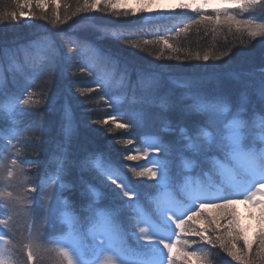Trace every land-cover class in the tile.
Here are the masks:
<instances>
[{
	"label": "snow or ice",
	"instance_id": "obj_1",
	"mask_svg": "<svg viewBox=\"0 0 264 264\" xmlns=\"http://www.w3.org/2000/svg\"><path fill=\"white\" fill-rule=\"evenodd\" d=\"M154 2L157 0H138L141 7H128L127 0H76L75 9L70 10L68 4H61V0H14L12 10H0V22L30 24L38 18L55 28L78 14L94 16L101 13L120 20L145 12L160 16L173 13L172 9L154 11L147 7ZM219 3L221 6L211 8L212 0L177 4L175 7L182 10L180 14L191 12L196 18L177 29L176 36L196 25L198 29L201 26L210 28L214 34L225 30L238 34L241 44L257 37L264 43V0H219ZM34 9L39 10V16ZM241 13L248 18L238 19ZM98 31L101 35L97 40L118 38L117 31L109 30L108 26L98 28ZM170 40L159 36L156 40L124 42L133 49L156 46L159 49L157 59L168 52L166 59L176 61H219L230 57L232 52L228 47L219 55L208 51L203 55L193 54ZM67 44L75 45V51L68 47V52L61 55L49 38L43 49L42 62L29 71L38 74L45 66H50L51 73L72 81L91 78L93 87L77 90L81 94L97 93L115 113L94 123L138 134L148 126L150 110L157 103L163 110L155 130L139 140L138 154L126 157L129 161L144 159L147 166L141 165L139 171L133 168L132 174L153 182L150 186L156 189V195L151 197V208L145 211L138 188L104 151L73 147L75 129L67 103L63 106L62 139L55 141L40 182L37 184L30 179L23 165L34 162L21 157L16 146L21 144L38 152L42 150V137L48 133V128L31 119L30 114L37 106L39 110L52 109L56 98L49 91L41 94L42 100H33L32 81L26 80L21 90L23 99L14 95L0 102V121L7 125L0 128V140L7 141L9 151L16 149L17 152L16 158L11 160V168L0 164V183L11 178L22 189L15 195L12 192L6 194L5 210L9 214L15 210L35 214L36 196L33 193L40 197L39 211L65 227L63 235L56 241L58 264H96L98 260L101 264H212L213 259L219 264V253L212 255L207 249V246L215 249L217 245L237 264H264V67L235 75L243 88L239 108L231 107L230 97L219 85L207 91L203 79L185 78V92L176 95L159 73L149 69L136 70L139 94L133 88L129 98L125 90L124 103L120 104L111 99L110 82L97 71L98 64L115 65L117 61L87 40H69ZM128 72L125 66V74ZM67 91L70 93L71 89ZM253 98L261 106L258 120L245 118L247 104ZM122 108L125 110L121 111ZM171 113L180 114L190 123L181 125L170 121ZM252 115L255 116V109ZM108 132L112 133L113 127H109ZM25 133L31 135L25 136ZM168 133L173 134L172 138L166 135ZM122 143L127 145L132 141ZM177 161L181 171L174 176ZM205 167H208L205 175L214 174L218 178L215 183L177 179L185 169ZM5 170L6 177L3 176ZM25 184L29 187L23 188ZM177 184L181 193L179 198L174 193ZM74 192L80 193L79 205L68 198ZM0 197H5L4 191H0ZM240 202L260 207V229L253 233V239H249L239 225L235 205ZM208 208L216 209V214L207 215L205 210ZM124 220L134 221L135 229L126 228ZM0 225L10 229L11 222L0 220ZM183 236L198 239H185L182 243ZM32 240L33 243L26 246L27 264H34V255L40 251L39 234ZM189 244L195 248L186 250L185 246ZM11 254L8 249L0 248V264H23L19 260H9L7 257Z\"/></svg>",
	"mask_w": 264,
	"mask_h": 264
},
{
	"label": "trees",
	"instance_id": "obj_2",
	"mask_svg": "<svg viewBox=\"0 0 264 264\" xmlns=\"http://www.w3.org/2000/svg\"><path fill=\"white\" fill-rule=\"evenodd\" d=\"M181 2L183 0L179 3ZM61 4H68L70 10H74L76 0H61ZM14 7V0H0V10L4 8L12 10ZM34 10L39 16V10ZM180 13L177 11L173 12L171 17L161 24L157 20L152 19L151 15L145 16L144 13H138L133 19H131L133 17L131 15L127 18H122L125 21L103 16L101 13H96L94 16L78 14L67 21V23L58 25L55 28L48 21L38 18L34 19L30 24L11 21L0 22V102L6 101L9 96L14 95H19L23 99L21 90L26 80L32 81L31 91L35 94L32 97L33 100H42L41 94L49 91L56 98V105L52 109L39 110V106H37L30 114L31 119L42 122L48 128V133L42 137L44 141L42 150L38 152L32 147H25L21 144L16 146L17 149H20L19 155L21 157L26 161L34 162L31 165L26 163L32 171V174L28 175L30 179L37 184L40 182L44 175L45 163L48 161L49 153L55 147V141L62 139L63 106L67 103L70 106V118L75 129L72 136L73 147L83 146L89 150L104 151L105 155L114 161L132 181L133 185L138 188L144 210L148 211L151 208V197L156 195V189L150 186L153 182L137 180L132 174V169L135 168L138 171L144 160L129 161L126 157L134 151L135 154H138L136 148L140 146L139 140L145 134L155 130L160 119V113L163 111L158 107V103L157 106L150 110L148 124L152 125L145 127L138 134H130L124 130L115 129L112 125L104 126L94 123V121L103 120L107 115L112 114V110L100 100V96L97 93L81 94L77 90L78 88L93 87L91 78H77L72 81L61 77L58 73H51L50 66H45L43 71L38 74L30 73L29 70L42 62V57L45 56L43 49L47 46L49 38L55 42L61 55L68 52V47H72L75 51V45H68L67 41L87 40L97 45L104 53L110 54L117 61L115 65L111 64V66L117 67L112 74L106 73L99 66L97 67L98 73L110 82L109 90L111 99L114 102L124 103L125 90L129 98L132 95L133 88L137 90L138 95L140 84L136 70L149 69L159 73L166 82L167 87L173 89L176 95H181L185 92L183 87L185 78L203 79L207 91H212L219 85L220 90L230 97L232 101L231 107L234 109L239 108L238 105L242 103L243 88L235 79V75L242 71H258L259 68L264 67V43L260 42L261 38L257 37L249 43L241 44L238 34H230L226 30L222 33L214 34L210 28L205 29L201 26L198 29L196 25H191L187 32L176 36L177 29L184 28L185 25L190 24L191 19L196 18L195 13ZM61 14L63 15V9H61ZM68 14L71 15V11ZM247 18L248 16L244 13L238 15V19ZM144 20L149 21L145 22ZM104 26H108L109 30L117 31L118 38L97 40V37L101 35L98 28H103ZM159 36L171 38L170 42H173L181 49L191 51L193 54L199 52L203 55L205 51H208L219 55L220 52L226 51L228 47L232 48V52L230 57L222 58L219 61H176L166 59L169 55L168 52H165L163 57L157 59L159 49L156 46L133 49L124 42L125 40L136 42L156 40ZM245 39L247 38L245 37ZM99 65L104 66L105 64ZM125 66L129 69L127 74H125ZM69 88L71 89L70 93L67 91ZM165 91H167V88ZM260 107V104L253 98L252 102L247 104L245 118L258 120L261 115ZM253 109H255V116L252 115ZM124 110L125 108L121 109V111ZM168 119L181 125L190 123L189 120L184 119L177 113L169 114ZM6 126L5 122L0 121V128ZM109 127H113L112 133L108 132ZM24 135L28 136L31 133H25ZM166 135L172 138L173 134L168 133ZM124 140H131L132 143L125 145L122 143ZM6 144V140H0V151ZM132 148H134V151L130 150ZM180 171L179 162L177 161V166L173 168V175L175 176ZM207 171L208 167L185 169L183 170V175L178 176L177 179L183 180L186 178L203 181L206 184L215 183L218 178L214 174L205 175ZM174 193L178 198L181 195L178 184L174 188ZM68 198L76 205L81 202L79 192L72 193ZM210 209L213 208L206 209L205 213L207 214L206 211ZM215 210L213 209V211ZM125 215H130V213ZM44 225L43 227L39 225L36 227V224H34L40 236L39 242L45 249L42 251L47 260H51V263L48 262L46 264H54L57 255L54 254L53 246L48 244V242L54 238H60L65 227L60 221L55 219H51L50 223H44ZM124 225L126 228L130 226L128 228L135 229L134 221L124 220ZM185 239L190 241L198 238L183 236L181 237V242L183 243ZM13 243L15 245V241ZM21 247L26 251L24 244ZM189 247L194 249L195 245L189 244L185 246V248ZM207 249L212 255L219 253V264H237L226 253L220 251L218 245L215 249L207 246ZM40 262H43V260L38 261V263ZM212 264H217V261L213 259Z\"/></svg>",
	"mask_w": 264,
	"mask_h": 264
},
{
	"label": "rangeland",
	"instance_id": "obj_3",
	"mask_svg": "<svg viewBox=\"0 0 264 264\" xmlns=\"http://www.w3.org/2000/svg\"><path fill=\"white\" fill-rule=\"evenodd\" d=\"M182 0H157V2H154L150 5H147V7H150L151 9L158 10V9H172L173 12L177 11L178 13L182 10L177 9L175 6L179 4V2ZM123 2V0H122ZM183 2H192V0H183ZM219 0H212L211 7L220 6ZM127 6L128 7H141L142 3H138V0H127ZM145 16H152V19L157 20L159 24L165 23L171 15L166 16H160L155 14H148L147 12L144 13ZM103 16H108L115 18L112 15L103 14ZM134 17H131L133 19ZM122 21L125 19H121ZM110 69H114V67H110ZM111 74V73H109ZM240 107V105H238ZM152 124H148L147 127H150ZM144 130V129H143ZM142 130V131H143ZM134 148L130 149L131 151ZM17 152L16 149H12L9 151V149L5 146L0 151V164H6L8 168H11V160L16 158ZM132 155L135 154V151L132 153ZM7 157V159H5ZM144 160V159H143ZM143 166H147L145 163H143ZM23 167L27 170L26 174L31 175L32 171L30 167L25 163ZM38 170V169H37ZM140 170V169H139ZM138 170V171H139ZM36 172V170H35ZM3 176H7V171L5 170L3 172ZM137 180H144L147 181L146 178H137ZM149 182V181H147ZM5 184L8 185V187H5ZM29 185L25 184L23 185V188H27ZM22 190L18 188L17 181L13 180L11 178H8L4 181V183H0V191L5 192V197H0V220H10L11 227L10 229H5L2 225H0V230L2 232H5V237L0 238V248H6L8 249L12 254L8 256L7 258L9 260H19L22 261L23 264H27V251L28 248L26 247V251L21 246L24 244L25 246L31 245L33 243L32 237L38 234V231H36V228L34 224H36V227L39 225L40 227H43L44 223H50V220L53 218L45 216L43 213L39 211V200L40 197L33 193L34 196H36L35 200V206H36V212L33 214L30 211L27 210H15L11 214H9L5 210L4 201L6 199V194L8 192H12L13 195L16 194L17 191ZM242 200V198H240ZM31 207V205H29ZM236 213L239 219V225L242 229L245 230L246 234L248 235L249 239H253V233H258L260 229V207L259 205H251L244 202H240L235 205ZM209 216L216 214V210L213 211V209H210L209 211H206ZM46 225V224H45ZM44 225V226H45ZM34 226V227H33ZM199 226V223H198ZM41 234V233H40ZM15 241V245L13 243ZM19 246H17V244ZM40 251L34 255V264H46L48 262L51 263V260H47V257L44 255V252L42 250H45L41 246L40 242ZM187 250V248H186ZM102 259V258H101ZM39 260H43V262L38 263ZM54 264H58L56 261ZM96 264H101V262L98 260Z\"/></svg>",
	"mask_w": 264,
	"mask_h": 264
}]
</instances>
